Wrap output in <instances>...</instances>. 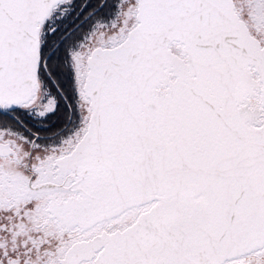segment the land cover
<instances>
[{
    "label": "snow or ice",
    "instance_id": "snow-or-ice-1",
    "mask_svg": "<svg viewBox=\"0 0 264 264\" xmlns=\"http://www.w3.org/2000/svg\"><path fill=\"white\" fill-rule=\"evenodd\" d=\"M0 264H264V0H0Z\"/></svg>",
    "mask_w": 264,
    "mask_h": 264
}]
</instances>
